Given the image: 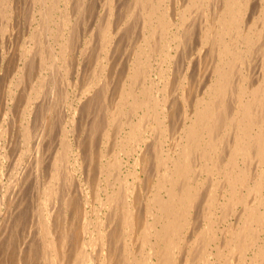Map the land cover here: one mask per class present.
Masks as SVG:
<instances>
[{
	"label": "bare ground",
	"instance_id": "1",
	"mask_svg": "<svg viewBox=\"0 0 264 264\" xmlns=\"http://www.w3.org/2000/svg\"><path fill=\"white\" fill-rule=\"evenodd\" d=\"M0 264H264V0H0Z\"/></svg>",
	"mask_w": 264,
	"mask_h": 264
}]
</instances>
